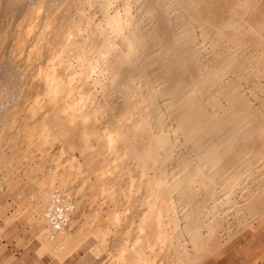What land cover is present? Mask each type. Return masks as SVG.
<instances>
[{"label":"bare ground","instance_id":"obj_1","mask_svg":"<svg viewBox=\"0 0 264 264\" xmlns=\"http://www.w3.org/2000/svg\"><path fill=\"white\" fill-rule=\"evenodd\" d=\"M12 36L31 71L0 118V232L29 210L39 254L106 264L264 236V0H0L14 70Z\"/></svg>","mask_w":264,"mask_h":264},{"label":"rangeland","instance_id":"obj_2","mask_svg":"<svg viewBox=\"0 0 264 264\" xmlns=\"http://www.w3.org/2000/svg\"><path fill=\"white\" fill-rule=\"evenodd\" d=\"M31 4L33 5V2H31ZM23 6H29V3H23ZM89 7H88L89 12L91 11V13L92 12L96 13L97 9L95 10L96 8L95 6L91 5ZM38 11L39 13L41 12L40 10ZM15 23L16 22H14L13 24L14 26H15ZM18 23L19 22H17V25ZM19 24L20 26H23V23L22 24L19 23ZM17 25L15 27H17ZM12 37L8 38V42L5 43L3 51H4L5 56H7L8 54L9 55L11 54L10 56L14 55L13 56V58H15L14 67L15 65L16 67L14 68V70L13 68L7 69L6 68L7 65H5L6 64L5 62L0 63L1 64L0 65V82H1L0 89L4 88L7 91L6 92L5 90L3 91L0 90V92L1 91L3 92V93L2 92L0 93L1 94L0 95V118H1L3 111L7 109L9 106H11L13 102L18 101L20 95L21 96L23 95V90H25L26 87L23 85L21 81L26 78L28 73H30L28 71L31 69L30 64L26 60V54H25V50L27 51L28 47L27 46H24V47L22 46V48L21 46L18 47L20 45L19 38L16 39V36H12ZM14 40L15 42H13ZM11 41L13 43H11ZM16 42L19 44L16 45ZM14 46H16V48ZM17 47L19 48L20 51H23V53L20 52L19 50H16ZM15 51H16V54H15ZM22 59H24L25 61ZM5 68L7 71H5ZM4 78L6 80H4ZM17 79H18V82H16ZM6 81H7V84L6 85L3 84L4 82L6 83ZM13 81L15 84L13 83L11 84V82ZM2 84L4 87H2ZM15 85H16V88H15ZM6 93L8 95H6ZM5 133L0 134V139H1L0 140V145H1L0 150L1 148H3V137L1 138V135L3 136L5 135ZM3 173H4L3 170H0V177L3 176ZM0 182H1V185H3L2 179ZM5 212L3 213L6 215H9L11 211L7 210ZM3 215L0 216V221L2 220ZM30 216L32 217L33 213L28 210L25 213H23L17 219L16 222L14 221L13 223H11L7 228L4 229L3 232L0 233V255L3 253L4 256L2 258L9 259L8 260L9 264H106L107 256L104 253L100 255L94 254L92 251V247H91V241L81 245L79 248H77L75 251L67 255L63 260H61V262H59V260L56 258L55 255H51L53 253L51 254L49 252H46L45 254L40 253L41 254L40 256L39 252H41L42 247L40 245L41 241L38 239V237L43 232L42 230L45 229V225L42 224L38 227L33 226L29 222ZM76 217L77 219L79 218L78 215H76ZM257 240L258 241L247 240L245 242L237 240L229 248L228 255L224 257L225 259L224 258L223 260L221 259L219 264H251V262H253V259L257 258L258 256L264 253V236L259 237V239Z\"/></svg>","mask_w":264,"mask_h":264},{"label":"crops","instance_id":"obj_3","mask_svg":"<svg viewBox=\"0 0 264 264\" xmlns=\"http://www.w3.org/2000/svg\"><path fill=\"white\" fill-rule=\"evenodd\" d=\"M4 231V230H3ZM2 231V232H3ZM1 233V232H0ZM4 256V254L2 253L1 255H0V264H9V259H5V258H2Z\"/></svg>","mask_w":264,"mask_h":264}]
</instances>
